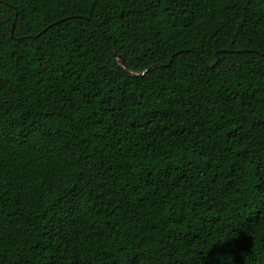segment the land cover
Here are the masks:
<instances>
[{
	"label": "trees",
	"instance_id": "16d2710c",
	"mask_svg": "<svg viewBox=\"0 0 264 264\" xmlns=\"http://www.w3.org/2000/svg\"><path fill=\"white\" fill-rule=\"evenodd\" d=\"M0 264H264V0H0Z\"/></svg>",
	"mask_w": 264,
	"mask_h": 264
},
{
	"label": "water",
	"instance_id": "95a60500",
	"mask_svg": "<svg viewBox=\"0 0 264 264\" xmlns=\"http://www.w3.org/2000/svg\"><path fill=\"white\" fill-rule=\"evenodd\" d=\"M13 27V26H12ZM11 27V29H12ZM112 53L114 54V56L116 57L117 59V62L120 66H122V63H123V58L120 54H117L113 49H111Z\"/></svg>",
	"mask_w": 264,
	"mask_h": 264
}]
</instances>
